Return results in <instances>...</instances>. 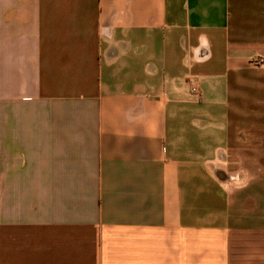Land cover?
<instances>
[{
    "label": "crops",
    "instance_id": "1",
    "mask_svg": "<svg viewBox=\"0 0 264 264\" xmlns=\"http://www.w3.org/2000/svg\"><path fill=\"white\" fill-rule=\"evenodd\" d=\"M0 264H264V0H0Z\"/></svg>",
    "mask_w": 264,
    "mask_h": 264
},
{
    "label": "built area",
    "instance_id": "2",
    "mask_svg": "<svg viewBox=\"0 0 264 264\" xmlns=\"http://www.w3.org/2000/svg\"><path fill=\"white\" fill-rule=\"evenodd\" d=\"M253 64L254 65H258V66H260V65H263V61L261 60V59H255L254 61H253ZM192 91L194 92V93H197V88H193L192 89Z\"/></svg>",
    "mask_w": 264,
    "mask_h": 264
}]
</instances>
